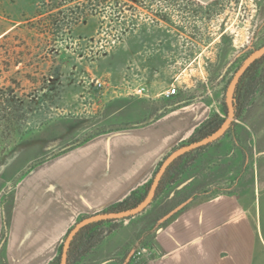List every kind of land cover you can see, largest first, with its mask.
I'll return each mask as SVG.
<instances>
[{"label": "rangeland", "instance_id": "rangeland-1", "mask_svg": "<svg viewBox=\"0 0 264 264\" xmlns=\"http://www.w3.org/2000/svg\"><path fill=\"white\" fill-rule=\"evenodd\" d=\"M261 47L264 0H0V199L9 176L48 151L49 143L33 144L37 136L68 143L190 104L207 106L200 125L213 113L225 117L234 75ZM260 79L229 133L194 152L157 202L118 223L117 232L131 225L116 235L131 239L130 260L141 257L136 253L148 247L158 222L188 194L177 187L189 179V193L256 200L260 206L250 207V215L264 223V72ZM142 85L148 93L136 95ZM118 99L127 102L110 104ZM192 137L158 171L172 153L201 140ZM112 234L105 263L123 264Z\"/></svg>", "mask_w": 264, "mask_h": 264}, {"label": "crops", "instance_id": "crops-1", "mask_svg": "<svg viewBox=\"0 0 264 264\" xmlns=\"http://www.w3.org/2000/svg\"><path fill=\"white\" fill-rule=\"evenodd\" d=\"M123 102L127 100L110 104ZM206 108L175 107L157 118L135 124L131 119L128 125L106 127V133L98 128L68 143H55L58 136L35 137L33 144L49 143L48 151L11 174L0 199V264L56 260L78 222L119 204L153 180L165 157L201 126ZM183 192L188 194L172 209L183 207L158 222L162 226L146 247L149 251L138 259L130 260L131 239L126 243L116 236L130 224L112 234L117 242L113 252L125 258L123 264H264V223L261 216L250 215V207L260 206L256 200L250 204L236 193L206 198L189 188ZM107 240L91 254L100 264H107L104 256L110 254ZM91 255L78 264H90Z\"/></svg>", "mask_w": 264, "mask_h": 264}, {"label": "trees", "instance_id": "trees-1", "mask_svg": "<svg viewBox=\"0 0 264 264\" xmlns=\"http://www.w3.org/2000/svg\"><path fill=\"white\" fill-rule=\"evenodd\" d=\"M263 72H264V56L261 59L257 60L240 79V82L237 86L234 95V106L236 109V115H235L236 117L239 116V114L246 107V104L250 102L251 99L256 95L259 87V82L261 80L260 78L262 77ZM223 106H224L225 117L217 113L210 116L207 120H205L202 123L199 129L195 131V133L193 134L194 137L193 141H196L197 139L203 140L205 138H208L222 127L223 123L225 122L228 116V112L226 110L227 107L226 104H224ZM228 133L229 131H227L225 135H227ZM207 146L208 145L185 153L184 155L177 158L168 167L166 173L164 174L160 182V185L156 192V197L153 202H156L166 189H169L170 187L176 185V183L180 180L182 174L185 172V169L189 165V157L194 152L203 150ZM152 182L153 180L147 186H145V188L142 191L137 190L133 192L124 201L101 213H117L137 207L146 198L149 189L152 185ZM184 190L185 189H182V192ZM121 220L123 219L95 222L82 228L77 233L74 240L72 241L69 250L68 264H78L82 261V259L87 258L94 249H96L106 238H108V236H110L119 228L118 223ZM105 225L108 226L111 225V226L109 229H105L104 228ZM62 250H63V245L61 247V253H60L61 255H59V257L50 264L61 263Z\"/></svg>", "mask_w": 264, "mask_h": 264}, {"label": "water", "instance_id": "water-1", "mask_svg": "<svg viewBox=\"0 0 264 264\" xmlns=\"http://www.w3.org/2000/svg\"><path fill=\"white\" fill-rule=\"evenodd\" d=\"M264 56V47H261L260 49L254 51L242 64V66L238 69L236 74L234 75L228 90L226 94V106L228 111V116L225 122L223 123L222 127L215 132L213 135L209 136L208 138H205L199 142L193 143L189 146H185L180 148L179 150L172 153L166 161L162 164L160 170L156 173L152 185L149 189V192L146 196V198L143 200L142 203H140L137 207L123 211V212H117V213H99L96 215H93L91 217H88L84 220H82L80 223H78L72 231L69 233V235L66 238L65 243L63 244V250H62V256H61V263L60 264H68L69 259V250L72 244V241L74 240L77 233L84 227L100 221H106V220H116V219H123L126 220L130 217H135L142 212H144L154 201L156 197L157 189L160 185V182L166 173L168 167L180 156L184 155L185 153L192 151L194 149L201 148L205 145H208L214 141H217L221 137H223L226 132L230 129L234 119H235V106H234V95L235 91L237 89V86L240 82V79L242 76L246 73V71L259 59H261ZM67 149V148H65ZM64 149V150H65ZM189 181H186L182 183L178 189H182L184 186L188 184ZM183 205L179 206L177 209L172 211L170 214H168L163 221L170 218L173 214H175L177 211H179Z\"/></svg>", "mask_w": 264, "mask_h": 264}, {"label": "built area", "instance_id": "built-area-1", "mask_svg": "<svg viewBox=\"0 0 264 264\" xmlns=\"http://www.w3.org/2000/svg\"><path fill=\"white\" fill-rule=\"evenodd\" d=\"M97 85H98L100 88L103 87V83H101V82H99V81H98V84H97ZM176 92H177V89H176V88H173V89L167 91L166 95H167V97H171V96L175 95ZM147 93H148V88H147L145 85H142V86L138 87V88L135 90V94H136V95H139V96L146 95ZM148 251H149L148 248H143V249H141L140 251H138L136 254H137L138 256H140V255L142 256V255H144V254H145L146 252H148Z\"/></svg>", "mask_w": 264, "mask_h": 264}]
</instances>
